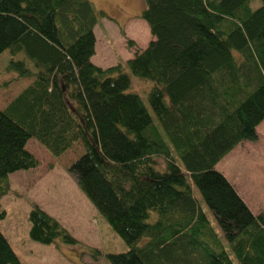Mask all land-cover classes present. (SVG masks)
I'll return each mask as SVG.
<instances>
[{
    "label": "trees",
    "instance_id": "trees-1",
    "mask_svg": "<svg viewBox=\"0 0 264 264\" xmlns=\"http://www.w3.org/2000/svg\"><path fill=\"white\" fill-rule=\"evenodd\" d=\"M143 1L151 41L100 67L88 0H0V55L29 80L0 108V198L38 166L29 140L55 158L79 144L68 172L128 247L108 264H264V208L215 168L264 120V0ZM29 222L35 242L74 243L37 207ZM0 264H23L1 231Z\"/></svg>",
    "mask_w": 264,
    "mask_h": 264
},
{
    "label": "rangeland",
    "instance_id": "rangeland-1",
    "mask_svg": "<svg viewBox=\"0 0 264 264\" xmlns=\"http://www.w3.org/2000/svg\"><path fill=\"white\" fill-rule=\"evenodd\" d=\"M88 1L98 16L96 53L92 58L95 65L110 67L125 63L135 52L146 48L152 37L147 24L140 18L143 0ZM10 60L24 59L20 54L12 56L8 51L0 55V108L29 81L16 79L14 74L6 71ZM26 64L32 67L28 62ZM130 77L132 91L143 98L155 120L146 100L152 84ZM26 149L38 166L11 174L9 190L0 198V211L5 213L0 220V231L18 259L23 264H108L107 255L127 251L128 247L98 214L68 172L69 166L82 155V147L77 144L57 158L33 139L27 142ZM217 168L222 169L221 164ZM223 170L231 175L233 172L238 174L236 183L243 187L244 197L254 208L263 205L264 121L258 126L257 139L239 143ZM254 198L260 199L258 206L252 201ZM34 207L57 221L74 243L56 239L51 244H41L31 240L29 214Z\"/></svg>",
    "mask_w": 264,
    "mask_h": 264
},
{
    "label": "crops",
    "instance_id": "crops-1",
    "mask_svg": "<svg viewBox=\"0 0 264 264\" xmlns=\"http://www.w3.org/2000/svg\"><path fill=\"white\" fill-rule=\"evenodd\" d=\"M98 23V22H97ZM96 27H97V25L95 26V28H94V34H95V37H96V33H95V30H96ZM95 53H96V51H95ZM95 57V54H94V56L92 57V58H94ZM131 58V57H130ZM129 58V59H130ZM28 83H29V81H28ZM27 83V84H28ZM264 121V120H263ZM262 121V122H263ZM261 122V123H262ZM260 123V124H261ZM259 124V125H260ZM258 125V126H259ZM258 126L256 127V133H257V130H258ZM238 146V145H237ZM236 146V147H237ZM235 147V148H236ZM234 148V149H235ZM233 149V150H234ZM232 150V151H233ZM232 151L231 152H229L226 156H224L217 164H216V166H215V168L218 170V165L219 164H221V166H222V169H220V170H218L219 172H221L228 180H229V182L234 186V188L236 189V191H237V193L240 195V197L242 198V200L245 202V204L248 206V208L251 210V212L253 213V214H258L263 208H261L263 205H264V203H263V205L262 206H260L259 208H254L249 202H248V200H247V198H245L244 197V194H243V192H242V188L243 187H240L237 183H238V181H236L235 179L237 178V176H238V174L237 173H235V172H233L232 173V175L229 173V172H227L226 170L224 171L223 169H225V166H226V164H227V161H228V159H229V156H230V154L232 153ZM231 176V178L229 177V176ZM237 182V183H236ZM244 191V190H243ZM245 194H247V192H244ZM250 194V193H249ZM254 200V201H253ZM252 201L253 202H255L256 203V205L258 206V204H260V199H252ZM256 210V211H255Z\"/></svg>",
    "mask_w": 264,
    "mask_h": 264
}]
</instances>
